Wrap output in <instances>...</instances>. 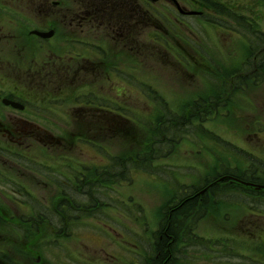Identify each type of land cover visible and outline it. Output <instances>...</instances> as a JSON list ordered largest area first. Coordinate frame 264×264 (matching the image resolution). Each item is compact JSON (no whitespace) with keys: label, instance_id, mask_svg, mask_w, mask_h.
<instances>
[{"label":"rangeland","instance_id":"1","mask_svg":"<svg viewBox=\"0 0 264 264\" xmlns=\"http://www.w3.org/2000/svg\"><path fill=\"white\" fill-rule=\"evenodd\" d=\"M110 1L116 13H125L129 6L126 0ZM23 2L0 0V55H8L12 62L26 61H19L17 70H56L58 77L52 81L45 79L46 90L56 99L62 93L81 95L77 102L57 101L37 112L45 124L31 130L35 139L34 161L30 164L34 170L30 177L33 184L28 188L29 194L24 189L16 190V198L27 203L25 207L17 202L19 221L21 216L40 213L53 219L54 229L64 230L63 240L58 239L62 258L46 254L51 262L153 264L158 253L157 233L162 224L167 227L165 219L172 217L171 209L191 201L206 184L224 174L236 173L247 178L253 164L264 171V0H175L187 12H202L203 17L180 15L168 1L166 6H155L161 20L146 6L144 26L133 27L132 23V27L113 31L61 29L51 41L42 43L47 45L44 49L29 37L34 28L22 27L21 12L29 15ZM213 2L214 7H209ZM87 4L81 0L80 5ZM95 4L107 5V1L98 0ZM71 5L76 4L71 0ZM8 16L22 26L11 25L14 23ZM8 39L14 45L10 46ZM104 39H108V66H112L107 80L101 73L102 77L95 76L90 63L93 61L89 60L93 57L99 64L96 56L90 55L91 44L105 48ZM12 52L21 57L15 59L9 55ZM77 54L81 55V60L77 58L81 70L75 78L72 58ZM65 69L70 72L63 76ZM0 70L3 91L13 75L2 67ZM38 89L41 87H32L35 100L42 98L34 91ZM154 92L162 97L168 110L156 100ZM105 97L111 99L113 113L135 123L113 114L106 117L103 110L99 113L104 116L100 120L95 116L90 124L77 125L70 118L88 114L91 107L106 105ZM197 104L199 110L194 109ZM78 105L87 107L84 113L75 110ZM164 115L172 121L164 119ZM163 121L170 134L164 137L160 153L163 158L152 161L151 154L145 156L149 148H144V144L150 140L147 132ZM109 123L115 126L113 131ZM97 127L108 128L98 135ZM47 132L60 141L47 143ZM176 135L178 143L174 142ZM81 136L90 138L93 146L84 140L79 143ZM139 155L142 159L137 158ZM113 158L124 159V163L131 162L136 167L146 163L155 167L148 172L120 169L113 166ZM43 165H62L67 182L64 190L53 186L55 170H47ZM77 171L82 173L76 174ZM218 190L220 196L212 197L209 208L187 205L180 210L184 217L175 220L180 224H173V229L181 234V239L175 245V259L170 264H264V205L256 207L253 200H245L244 196L236 201L229 189ZM236 228L251 231L255 236L216 234ZM51 234L48 240L53 248L56 236ZM218 240L224 245L217 250ZM17 260L18 264H26L33 259L17 253Z\"/></svg>","mask_w":264,"mask_h":264},{"label":"flooded vegetation","instance_id":"2","mask_svg":"<svg viewBox=\"0 0 264 264\" xmlns=\"http://www.w3.org/2000/svg\"><path fill=\"white\" fill-rule=\"evenodd\" d=\"M21 1H24L23 7L25 9L28 8L29 15L21 12L23 17V26L20 21L15 22L8 16L9 21L14 23L11 25H18L22 27L26 26L27 29L34 28V30L39 31L54 30L55 36L57 31L61 29H91L96 31L108 29L113 31L115 28H123L127 25L132 27V23H134L133 27L137 25L144 26L145 11L147 8L145 6L146 4L149 5V10H154L156 8L155 6H159L161 4L162 6H166L165 3L171 1L175 6L173 11H176L177 9L173 0H131L130 3L129 0H126V3H128L129 6L127 5L125 13H116L115 9L108 2L107 5L100 4L99 6H96L92 3L91 5H80L81 0H72L76 5H71V0ZM29 37L34 39L36 42H39L41 49H44L47 46L46 44H42L43 42L51 41L53 39H41L36 36H31L30 34ZM112 38L113 37L111 35V39ZM66 40L72 41L68 38H65V41ZM73 41L78 42L79 44H88L87 42H82L79 39H73ZM8 42L10 46L14 45L12 39H8ZM93 43L94 44H91L93 45V48L90 51V55L94 54L99 64L96 65L93 57L89 59L93 61V63L90 62L92 64V70H94L95 76L102 77V75H105L103 77L104 80L110 79L112 66H108V39H104L105 48L96 45L97 43L95 42ZM91 45L89 44V46ZM40 52L47 53L43 50H40ZM9 55H12L15 59L17 57H21V55H15L14 53ZM25 58H27V56H25ZM77 58H80L81 60V55L77 54L76 57L72 58L74 61L73 70L75 72V78L76 76L78 77V74H80L81 70V63L77 61ZM19 61L26 62L24 60ZM19 61L13 60L12 62L8 55H0V67H2L3 71H5L7 74L13 75L9 87H6L3 91H0L2 93L0 94V264H18L17 253L28 254L29 258L33 259L26 264H54L49 259H47L46 254H49L50 257H55L58 254L59 257L62 258V253L58 250L60 249L58 248V239L63 240L64 230L54 229L53 227L55 222H53V219L40 213L36 214L35 216H21L19 221L17 202L25 207L27 206V203L26 200L21 201V198L19 200L16 198V190L24 189L26 190V193L29 194L28 188L33 184V182L30 181V177L32 179L31 174L34 170L31 169L32 165L30 164L34 161L32 153L35 139L34 132L31 130H33L36 126L45 124V119L40 117L37 112L41 110L44 111V109H47V107H51V103H55L57 101L67 100L69 103L71 101L77 102L81 95L76 97L69 95L63 96L62 93L58 99H56L52 94L50 96V92L46 90L48 88L46 87L47 84L45 79L52 81L55 77H58L55 76L57 74L56 70L48 71L47 68L39 72H33L32 70L29 72L17 70L16 68ZM77 65L79 66L78 69ZM69 72L70 69H65L62 75L66 76ZM106 83L108 82L105 81V84ZM88 86L84 88H88ZM32 87H41V89L34 90L37 94L42 96L41 100H39V98H36V100L34 99L32 96L34 93L32 91ZM84 88H81V90ZM34 100L36 102H34ZM103 101L106 102V105L102 104L98 107H91L88 114L85 113L83 115H78L76 118H70L73 121H77L78 125L90 124V120H93L95 116L97 120H100L104 116H101L99 113L102 110L105 112L106 117L111 116L112 108L109 104L111 99H107L105 97ZM92 104L95 103L92 102ZM75 108L76 111H82L83 113L87 109V107L84 105H78ZM57 110H59V107H57ZM86 116H92V119L85 118ZM61 120L63 121L64 118ZM37 130H40V128H37ZM45 136L46 139H48L47 143L56 140L58 142L60 141L58 137L48 132ZM44 147H46V145H44ZM59 162H57V165L60 164ZM43 167L47 170H55L53 171V175H56V178L52 182L53 186H55L59 191L64 190L67 182L65 181V174L61 170L62 165L61 167L57 166L56 168L55 166L51 167L46 165H43ZM250 167L253 170H249L247 172L249 175L247 177L249 179L248 182H250V184L253 183V185L256 184L264 187V177H258L259 174L264 176V171L255 170L259 168L254 166ZM79 172L82 173V171H77L76 174ZM39 173L41 172H38V174ZM247 178L236 173H234L232 176H229V173H227L223 178L206 184L200 192L194 194L190 199L192 202L187 201L188 206H202V210H204L206 207L209 208L212 204V197L220 196V192L218 190L219 187L229 189V194L236 201H239L241 196H244L246 198L245 200L251 199L255 201L257 199L258 193L254 189L255 187L248 186L245 183ZM85 183L90 184L91 181H86ZM76 185H78V183ZM72 205H74V203H72L71 206ZM48 208L51 210L50 207ZM64 209V206H62L61 210ZM179 217L184 216L179 214L175 215L173 218L178 220ZM56 220L57 222L61 221L59 214L56 216ZM250 220L251 219H246L244 221L250 222ZM39 222H41V224ZM177 223L179 226L180 222ZM43 226L49 229L45 230L42 228ZM51 230L53 231L51 232ZM170 232L171 233L169 235L165 231H158L155 240V249L157 252L160 245H163L164 247L171 246L172 243L169 244L167 242L170 241V239H172L173 245H176L177 242L180 241L181 234H178L174 231ZM51 233H55L56 239L54 247L56 248L50 247L51 244L48 239L49 236H52ZM225 233H227V235L228 233L229 235L235 234L240 238H249L255 236V233H252L251 231L240 230L238 228L231 229L230 231L225 229L218 233L216 232L218 235H223ZM160 234H165L168 239H165V236L163 235L159 236ZM185 240H187V238ZM218 242L220 245L217 246V250L220 248V246L224 245L221 241L218 240ZM190 247H192L191 244ZM224 250L226 253L228 252V249ZM165 259L162 256V253L158 252L157 256L153 258V264H161L163 261L165 264H170V258L167 260Z\"/></svg>","mask_w":264,"mask_h":264},{"label":"trees","instance_id":"3","mask_svg":"<svg viewBox=\"0 0 264 264\" xmlns=\"http://www.w3.org/2000/svg\"><path fill=\"white\" fill-rule=\"evenodd\" d=\"M87 1V5H91V3H93L92 1L93 0H82V2L84 3V2H86ZM96 1H98V0H94V4L96 3ZM110 5H111V1L110 0H106ZM129 1H131V0H129ZM115 6L117 5V3L116 2H114L113 3ZM96 5V4H95ZM120 5V4H119ZM209 7H214V2L213 3H211V6H209ZM153 12H155V13H158L157 12V10H152ZM227 14H225L224 16H226ZM160 19H161V17H160ZM213 25H218L219 23L218 22H213V21H210ZM220 25V24H219ZM251 28V27H250ZM253 34H254V32H253ZM258 33H256V35H257ZM155 35H152V40L154 41L155 39L153 38ZM254 36V35H253ZM263 41L261 38H258V41ZM263 44H264V41L262 42ZM263 53H264V51H263ZM262 64H263V62L261 63V64H259V66H257V69L258 68H260L261 66H262ZM256 69V70H257ZM256 70H254L255 72H256ZM254 72V73H255ZM154 94H156V100H158L159 102H161L162 104H163V106L165 107V108H167V110H168V107H167V104L164 102V100L162 99V97H160L156 92H154ZM198 104H201V103H198ZM196 105V106H194V109L195 110H199V105ZM115 110H117L116 108H114ZM111 110H113V109H111ZM104 112V111H103ZM112 116H116V118L117 117H119V118H121V119H123V120H127V121H129V122H131L130 121V119H127V118H125V117H123L122 115H118V114H116V113H113V111H112ZM133 115H134V112H133ZM170 117H167V116H165L164 115V119H168V121H172L171 119H169ZM132 122H134V121H132ZM135 123V122H134ZM110 125H111V129H112V131H113V128L115 127V126H113L111 123H109ZM131 124V123H130ZM145 125L147 126L148 124H147V122L145 123ZM107 128L108 127H97V134L99 135V134H101V133H103V132H105L106 130H107ZM129 129V128H128ZM169 130H170V128L168 127V125L167 124H165L164 123V121H163V123L158 127V128H154L153 126L152 127H150V129L148 130V137H149V141H147L146 142V144H144V148H145V146H147L148 148H149V151L146 153V155L145 156H147L148 154H151L152 155V161H158L159 159H161V158H163V156H161V152H162V144H163V142L165 141V135H169L170 133H169ZM128 131V130H127ZM123 132V131H122ZM92 135V134H91ZM90 136V135H89ZM81 137H84V136H81ZM103 137H106V136H103ZM174 138H176L175 139V143H178V141H179V137H177V135L176 136H174ZM169 141H172V139L171 140H169ZM83 142V141H82ZM86 143H88V142H86ZM89 145H92L91 143H88ZM93 146V145H92ZM158 148V149H157ZM151 150H152V152H151ZM141 155H139V157H137L138 159H142V157H140ZM113 166H118L120 169H126L127 167L131 170V171H134V170H139V169H141V170H144V171H146V172H148L149 170H153L154 169V165L152 164V165H148L147 163L142 167V165L140 164V165H138V167H136V165H133V163H124V159H122V160H119V159H114L113 158ZM70 205L73 203L72 201H67ZM186 203V204H185ZM185 203H183V204H181L180 206L178 205L177 207H174L173 209H171V215H172V217H167L165 220H166V222L168 223V225H167V227L165 228V226L162 224V226H161V231H165L167 234H169L170 235V231H175V229H173V224H175L176 223V219H174L173 217L175 216V215H179V214H183L180 210H182L184 207H186L187 205H188V202H185ZM40 224H41V222H39ZM177 225H178V223H176ZM167 229V230H166ZM169 230V231H168ZM161 235H163V236H165V239H168L167 237H166V235L165 234H161ZM168 235V236H169ZM175 235H177V234H175ZM169 244H171V246H166V247H164L163 245H158L159 246V250H158V252H161L162 253V256L164 257V259L165 260H167V259H169L170 258V260H171V263H173V261H174V250H175V245H173V241H172V239H170V241H167ZM170 247V248H169ZM162 263H164V261L163 262H161V264ZM165 264V263H164Z\"/></svg>","mask_w":264,"mask_h":264},{"label":"bare ground","instance_id":"4","mask_svg":"<svg viewBox=\"0 0 264 264\" xmlns=\"http://www.w3.org/2000/svg\"><path fill=\"white\" fill-rule=\"evenodd\" d=\"M204 15L201 14V13H197V15H195V17H203ZM206 135H204L203 137L205 138ZM202 137V138H203ZM254 167H256L255 164H253ZM257 168V167H256ZM255 170H259V169H255ZM226 176V174H224L222 176V178ZM249 179L247 178V180L245 181V183L248 185V186H252V187H255L254 189L257 191L258 193V196H257V199L254 201V204L255 206L257 207V205L260 206V204H263L264 205V187L260 186V185H253V183L250 184V182H248ZM260 209V207H258ZM184 216V215H183ZM162 226V225H161ZM159 230L161 231V227H159ZM161 236V234L159 235ZM178 243V242H177ZM171 262V261H170Z\"/></svg>","mask_w":264,"mask_h":264},{"label":"water","instance_id":"5","mask_svg":"<svg viewBox=\"0 0 264 264\" xmlns=\"http://www.w3.org/2000/svg\"><path fill=\"white\" fill-rule=\"evenodd\" d=\"M177 6H178V9H179L180 13H182V14L197 15V13H195V12L185 13V12L181 9V7H180L178 4H177ZM33 33H34L35 35L41 37V38H44V39L51 38V37L54 35V32H50V33H42V32H37V31H35V32H33Z\"/></svg>","mask_w":264,"mask_h":264}]
</instances>
